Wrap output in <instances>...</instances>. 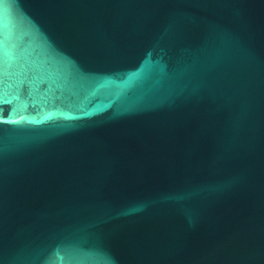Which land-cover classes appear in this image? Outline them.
Wrapping results in <instances>:
<instances>
[{
	"label": "water",
	"instance_id": "obj_1",
	"mask_svg": "<svg viewBox=\"0 0 264 264\" xmlns=\"http://www.w3.org/2000/svg\"><path fill=\"white\" fill-rule=\"evenodd\" d=\"M0 264H264V0H0Z\"/></svg>",
	"mask_w": 264,
	"mask_h": 264
}]
</instances>
